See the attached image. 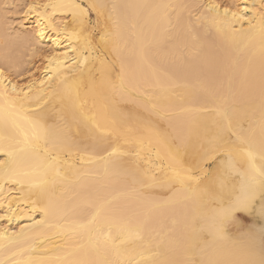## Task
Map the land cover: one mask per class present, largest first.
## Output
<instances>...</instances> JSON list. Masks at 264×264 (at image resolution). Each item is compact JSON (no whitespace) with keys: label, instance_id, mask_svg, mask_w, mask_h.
<instances>
[{"label":"bare ground","instance_id":"bare-ground-1","mask_svg":"<svg viewBox=\"0 0 264 264\" xmlns=\"http://www.w3.org/2000/svg\"><path fill=\"white\" fill-rule=\"evenodd\" d=\"M25 12L0 22V264H264V0Z\"/></svg>","mask_w":264,"mask_h":264},{"label":"rangeland","instance_id":"rangeland-1","mask_svg":"<svg viewBox=\"0 0 264 264\" xmlns=\"http://www.w3.org/2000/svg\"><path fill=\"white\" fill-rule=\"evenodd\" d=\"M29 0H0V22L9 24L13 27V30H25V31H32V27L30 28L27 21H23L24 17L26 16V9H27V3ZM222 4H228V2H233L235 0H218ZM91 23L93 26H96V17L93 13H91ZM25 27H21V23H25ZM3 24V25H5ZM28 24V25H27ZM96 29V28H95ZM97 33V29L95 30ZM22 52L19 53L20 63L22 67V77L21 81L30 78L31 76H38L40 73V69L43 65V61L41 57H34L28 52V50L20 49ZM238 219L243 223V226H246L248 228L254 227L253 221L250 220L249 217L245 216L242 213H238L237 215ZM262 220L261 222H264V219L260 218Z\"/></svg>","mask_w":264,"mask_h":264},{"label":"snow or ice","instance_id":"snow-or-ice-1","mask_svg":"<svg viewBox=\"0 0 264 264\" xmlns=\"http://www.w3.org/2000/svg\"><path fill=\"white\" fill-rule=\"evenodd\" d=\"M240 210H246V207L242 208ZM259 214H260V217L262 219H264V197H262V202L260 204ZM260 234H261L262 239H264V225H262L260 228Z\"/></svg>","mask_w":264,"mask_h":264}]
</instances>
